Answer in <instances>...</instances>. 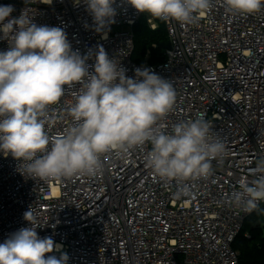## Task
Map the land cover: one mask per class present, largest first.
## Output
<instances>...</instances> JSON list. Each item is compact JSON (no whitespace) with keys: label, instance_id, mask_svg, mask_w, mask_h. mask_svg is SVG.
Returning <instances> with one entry per match:
<instances>
[{"label":"built area","instance_id":"built-area-1","mask_svg":"<svg viewBox=\"0 0 264 264\" xmlns=\"http://www.w3.org/2000/svg\"><path fill=\"white\" fill-rule=\"evenodd\" d=\"M4 5L13 6L11 17L25 10L38 26L62 28L82 56L91 50L90 73L102 46L127 77L149 68L169 80L177 93L166 120L169 130L203 115L229 155L219 165L213 162L214 174L207 180L188 182L189 195L177 196L175 182L162 181L146 167L150 144L124 158L104 154L103 171L96 176L61 179L22 175L20 161L0 152V243L31 226L24 219L30 210L38 236L61 245L46 256L67 253V264H240L233 243L255 211L244 212L231 198L242 181L255 179L251 170L264 157V10L233 15L223 0H213L208 12L181 24L115 0L114 22L98 32L83 0H0ZM144 15L153 30L163 22L171 44L156 64L133 59V30ZM8 48L0 32V52ZM79 87L69 88L53 106L62 119L51 136L62 135L73 123L67 109Z\"/></svg>","mask_w":264,"mask_h":264},{"label":"clouds","instance_id":"clouds-1","mask_svg":"<svg viewBox=\"0 0 264 264\" xmlns=\"http://www.w3.org/2000/svg\"><path fill=\"white\" fill-rule=\"evenodd\" d=\"M96 30L114 22L115 0H83ZM233 15H250L264 10V0H223ZM79 3V0H77ZM138 12L181 24H191L208 12L213 0H128ZM13 6H0V32L9 48L0 52V152L20 161L19 171L30 178L61 179L96 176L103 171L101 157L112 153L124 158L143 149L145 165L162 181L177 186V196L189 195L188 182L207 180L215 162L229 155L225 141L213 131L203 115L171 126L177 93L173 83L149 68H137L135 78L102 46L94 53V71L73 51L60 27L38 26L24 10L11 17ZM7 19V22H5ZM15 26V27H14ZM79 84L74 103L67 109L72 124L62 135L50 130L62 119L56 106L69 88ZM67 86V89L66 87ZM233 193L231 203L246 213L264 201V157ZM23 227L0 243V264H67V253L57 258L61 245L37 234V217L29 210Z\"/></svg>","mask_w":264,"mask_h":264},{"label":"trees","instance_id":"trees-1","mask_svg":"<svg viewBox=\"0 0 264 264\" xmlns=\"http://www.w3.org/2000/svg\"><path fill=\"white\" fill-rule=\"evenodd\" d=\"M133 31L134 61L140 64L162 62L165 50L160 46L168 41L163 22L159 20L158 27L153 30L144 15ZM233 248L240 255V264H264V204L246 219Z\"/></svg>","mask_w":264,"mask_h":264},{"label":"water","instance_id":"water-1","mask_svg":"<svg viewBox=\"0 0 264 264\" xmlns=\"http://www.w3.org/2000/svg\"><path fill=\"white\" fill-rule=\"evenodd\" d=\"M162 49H164V50H168V49H170V47H171V44H170V42L169 41H167V42H165V43H163V44H161V46H160Z\"/></svg>","mask_w":264,"mask_h":264}]
</instances>
